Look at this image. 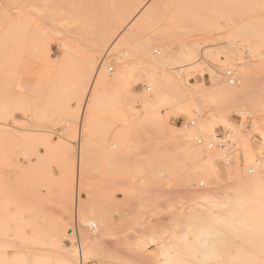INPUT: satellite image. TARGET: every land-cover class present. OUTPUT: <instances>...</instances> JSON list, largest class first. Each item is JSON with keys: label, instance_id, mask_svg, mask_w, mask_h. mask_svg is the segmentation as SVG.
I'll return each instance as SVG.
<instances>
[{"label": "rangeland", "instance_id": "374dc122", "mask_svg": "<svg viewBox=\"0 0 264 264\" xmlns=\"http://www.w3.org/2000/svg\"><path fill=\"white\" fill-rule=\"evenodd\" d=\"M130 1L8 0L0 264H264L225 202L264 184V0H146L114 29Z\"/></svg>", "mask_w": 264, "mask_h": 264}, {"label": "bare ground", "instance_id": "6f19581e", "mask_svg": "<svg viewBox=\"0 0 264 264\" xmlns=\"http://www.w3.org/2000/svg\"><path fill=\"white\" fill-rule=\"evenodd\" d=\"M134 1L135 0H131L129 2V6L126 8V10H124L120 15H118L116 17V19L114 18L115 20H114L113 26H112L114 29H120L121 27H123L124 25L127 24L125 29H128L129 32L131 29L133 30V27L130 29H129V27H131V24L134 25V23L136 21H138L137 17L138 18L141 17V16L135 15V13L142 6H144V3L146 0H144L140 5H138V7L132 8L134 3H135ZM144 8H146V7L144 6ZM149 10H150V8H149ZM12 11L13 10L10 9V5L8 3V0H6V6L0 10V24L7 23L10 26L14 24L13 23V15L14 14ZM180 55H181V57L184 56L185 58L186 57L188 58L190 56V54H188V52H181ZM184 57H182V58L184 59ZM103 65H105V63H103ZM109 70H112V69H109ZM96 77L94 78L95 82L98 81V79ZM256 164L258 165L259 162H256ZM201 169H202V172H205V173L207 171L214 172V166L210 162L203 165L201 167ZM247 170H246V172H247ZM236 177L237 176L235 175L234 177H232V179L235 178V180H236ZM233 187H234L233 190H235V192H236L235 195L232 197V199H230L231 197H229L228 200L225 201V202H229V204H230V209L227 210L228 211L227 221L229 222V219H233V222H264V184L262 183V181L255 179V177L254 178H248L243 183L242 182H235ZM202 199L207 200V199H209V196L205 195L202 197ZM223 208L224 207H222V209ZM225 208L228 209L227 205ZM224 222H226V220ZM95 227H96V225L93 224L92 228H95ZM74 261H75V255L74 254L73 255L67 254L62 258V264H75Z\"/></svg>", "mask_w": 264, "mask_h": 264}, {"label": "built area", "instance_id": "2783aa9c", "mask_svg": "<svg viewBox=\"0 0 264 264\" xmlns=\"http://www.w3.org/2000/svg\"><path fill=\"white\" fill-rule=\"evenodd\" d=\"M1 5V3H0ZM223 77L225 78L226 82L228 83V85L230 86H237L240 84V81L237 78V75L235 74V72L231 69L226 70L223 73ZM151 89L148 88V91H150ZM188 127H192L195 126V122L192 121L191 123L187 124ZM197 143L200 146H205L208 149L212 150V149H220L221 151H230V148L232 147V144L230 141L226 140L224 138V135H221L220 133L215 134V136L210 139V140H205V139H198ZM230 161H227V163H229ZM255 171L254 167H251L247 170V172L249 174H253Z\"/></svg>", "mask_w": 264, "mask_h": 264}]
</instances>
